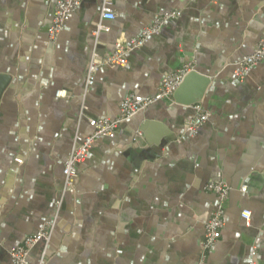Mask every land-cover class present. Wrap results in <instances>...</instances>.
<instances>
[{
    "label": "crops",
    "instance_id": "crops-1",
    "mask_svg": "<svg viewBox=\"0 0 264 264\" xmlns=\"http://www.w3.org/2000/svg\"><path fill=\"white\" fill-rule=\"evenodd\" d=\"M56 1L0 0V74L10 77L0 97V264L47 221L44 264H197L216 200L203 189L210 180L230 192L206 264H264V59L244 80L233 77L264 37V0H114L116 17L101 21L109 30L98 37L100 0H83L52 41ZM169 11L178 16L126 65L99 69L86 87L93 50L112 53ZM191 61L210 78L198 133L185 132L192 105L156 102L99 139L77 166L74 192L63 194L62 166L75 134L91 133L87 120L116 117L128 94L154 95ZM145 121L164 129L157 143Z\"/></svg>",
    "mask_w": 264,
    "mask_h": 264
},
{
    "label": "built area",
    "instance_id": "built-area-1",
    "mask_svg": "<svg viewBox=\"0 0 264 264\" xmlns=\"http://www.w3.org/2000/svg\"><path fill=\"white\" fill-rule=\"evenodd\" d=\"M83 0H57L54 6L52 20L47 29L50 40H55L58 34L66 27L70 15L77 10ZM114 0H100V21L96 23L93 34L98 37L101 31H108L109 28L102 24V20H113L116 13L113 9ZM178 12L169 11L157 15L151 24L141 30L138 36L132 37L127 43L117 42L112 53L105 56H98L95 50L91 52L85 74L86 87L94 83L97 71L108 66H124L127 62V55L141 48L146 40L159 34L166 26L167 22L175 19ZM264 59V37L259 40L255 50L246 56H243L235 64L233 77L242 81L245 79L250 68L258 65ZM194 70V61L183 64L174 72L167 74L162 79L157 92L152 96H141L130 93L119 103V114L114 118H89L88 125L92 131L89 134L76 133L71 150L62 166L63 175V194L73 193L75 189V180L78 175L77 166L84 162L90 149L101 138H114L122 122L128 120L134 115L146 110L150 105L171 99L173 93L178 88L186 74ZM60 96V92H57ZM194 110L193 117L186 122L185 132L195 136L199 129L208 120V113L199 103L192 105ZM141 133L139 132V135ZM206 192L215 195V204L209 219L204 224V232L199 249L197 264H206L208 251L220 238L221 230L225 225V203L228 199L230 187L221 180H210L203 186ZM245 186L242 190H245ZM61 201H57L60 206ZM241 217L246 223H249L250 211L243 210ZM54 229V222L47 221L35 233L25 235L20 244L9 250L10 264H44L47 255V245ZM39 246V256L37 262L29 260V253L35 247ZM256 251L252 250L251 255L255 256ZM249 264H256L251 261Z\"/></svg>",
    "mask_w": 264,
    "mask_h": 264
},
{
    "label": "water",
    "instance_id": "water-1",
    "mask_svg": "<svg viewBox=\"0 0 264 264\" xmlns=\"http://www.w3.org/2000/svg\"><path fill=\"white\" fill-rule=\"evenodd\" d=\"M10 81V77L7 75L0 74V97L5 91ZM210 83V78L205 76L195 69L185 75L178 88L173 93L174 100L182 105H193L198 103ZM141 130L145 131L149 141L157 143L159 137H161L164 129L161 128L157 122L145 121ZM153 131L157 134L154 133Z\"/></svg>",
    "mask_w": 264,
    "mask_h": 264
}]
</instances>
